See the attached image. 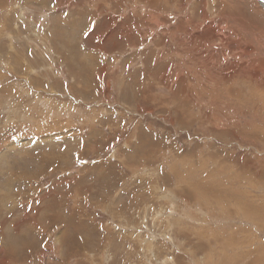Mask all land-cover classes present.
Returning a JSON list of instances; mask_svg holds the SVG:
<instances>
[{"label":"rangeland","instance_id":"obj_1","mask_svg":"<svg viewBox=\"0 0 264 264\" xmlns=\"http://www.w3.org/2000/svg\"><path fill=\"white\" fill-rule=\"evenodd\" d=\"M260 2L0 0V264H264Z\"/></svg>","mask_w":264,"mask_h":264},{"label":"bare ground","instance_id":"obj_2","mask_svg":"<svg viewBox=\"0 0 264 264\" xmlns=\"http://www.w3.org/2000/svg\"><path fill=\"white\" fill-rule=\"evenodd\" d=\"M261 2V4L264 6V0H260ZM45 15V14H44ZM49 18V17H48ZM190 45V44H189ZM33 72H36V71H34L33 70ZM40 142V141H39ZM42 142V141H41ZM14 152V151H13ZM13 155V154H12ZM55 154H52V155H44V154H42V156H40L39 158H38V162H37V164H36V166L32 169V171H33V175H31V176H34V177H39L38 176V174H40L45 168L43 167V165H45L46 166V163H47V166L48 165H50V166H53V165H55V163H57L55 160L56 159H54V156ZM13 158V157H12ZM34 158V160L36 159L35 157H33ZM48 168V167H47ZM4 173H5V171H3ZM2 172V173H3ZM43 173V172H42ZM12 174V173H11ZM5 175V174H4ZM29 175H30V173H27V176L28 177H25V176H21V180L25 183V186H30V184H29V182L30 181H32V179L30 180V178H29ZM15 175H13V177H14ZM15 177H17V176H15ZM34 179V178H33ZM11 180V179H10ZM8 181V180H7ZM11 182V181H10ZM22 182V183H23ZM3 183V182H2ZM2 183L0 182V184L2 185ZM16 183V182H15ZM24 183H23V185H22V187L24 186ZM5 184H7V183H5ZM11 184V183H10ZM20 184V183H19ZM29 184V185H28ZM16 186H18V185H16ZM5 187H6V185H5ZM32 187V186H31ZM36 187V186H35ZM7 188V187H6ZM12 188H13V186H12ZM24 188V187H23ZM5 189V188H4ZM26 189H27V187H26ZM31 189V188H30ZM37 189V188H36ZM1 190H3V189H1ZM28 190V189H27ZM32 190V189H31ZM9 191V190H8ZM33 191V190H32ZM51 190H49V192H50ZM11 192V191H10ZM30 192V191H29ZM41 192V191H40ZM3 194H5V193H3ZM22 194L25 196V197H27L28 195H30V193H27L26 192V190L24 191V189L22 190ZM21 194V195H22ZM3 196V195H2ZM6 198H7V196H6ZM11 198V197H10ZM4 199V198H3ZM17 200V199H16ZM15 203V202H14ZM48 204V203H47ZM52 206H53V204H52ZM26 207V206H25ZM252 209V208H251ZM14 210V209H13ZM2 219V218H1ZM49 219V218H48ZM57 220V219H56ZM2 222V221H1ZM3 222H5V221H3ZM7 224V223H6ZM11 225V224H10ZM73 225V224H72ZM14 228V227H13ZM1 231V230H0ZM2 232V231H1ZM5 232V231H4ZM3 233V232H2ZM11 233V232H10ZM4 234V233H3ZM13 235V234H12ZM2 236V235H1ZM3 238V237H2ZM5 239V238H4ZM12 239H13V236H12ZM11 239V240H12ZM5 240H8L7 238L5 239ZM18 241V240H17ZM5 242V241H4ZM8 242V241H7ZM10 242V241H9ZM4 245H8V244H4ZM207 247V246H206ZM4 249H5V247H3ZM27 248V247H26ZM14 250V249H13ZM19 252V251H18ZM10 253H11V251H10ZM211 254V253H210ZM43 259V258H42ZM224 259H226V258H224ZM40 260V259H39ZM11 262V261H10ZM17 262V261H16ZM9 264V263H8Z\"/></svg>","mask_w":264,"mask_h":264}]
</instances>
